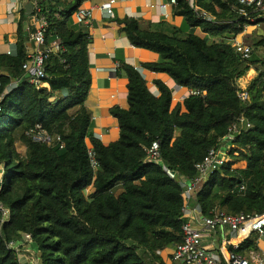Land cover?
<instances>
[{"label":"trees","instance_id":"1","mask_svg":"<svg viewBox=\"0 0 264 264\" xmlns=\"http://www.w3.org/2000/svg\"><path fill=\"white\" fill-rule=\"evenodd\" d=\"M30 1L47 21L46 44L58 40L63 50L46 60L44 87L30 84L23 65L35 28L22 10L17 53L0 54V264H22L26 248L11 243L27 234L39 264L172 262V249L183 241L184 189L147 160V149L160 141L164 164L193 179L195 165L243 120L251 128L240 127L236 135L240 156L216 171L197 199L205 216L217 208L264 213V56L254 52L244 60L229 44L246 26L238 0H197L196 11L212 22L198 19L188 0H176L174 13L185 19L188 33L135 17L115 21L133 47L159 56L144 69L207 95L174 104L164 82H155L160 94L154 96L139 71L120 62L116 72L127 79L128 96L126 107L111 110L120 135L109 144L94 134L87 104L92 38L87 27L71 26L86 0ZM254 46L264 51V37ZM251 69L258 76L244 103L237 81ZM37 126L60 137L64 149L34 140L30 132ZM252 248L249 240L240 252Z\"/></svg>","mask_w":264,"mask_h":264},{"label":"built area","instance_id":"2","mask_svg":"<svg viewBox=\"0 0 264 264\" xmlns=\"http://www.w3.org/2000/svg\"><path fill=\"white\" fill-rule=\"evenodd\" d=\"M188 2L190 7L195 10L198 19L208 22L215 20L212 16L196 11L197 0H188ZM170 3L176 6L177 2L170 0ZM238 3V13L246 20V26L242 33L245 36L249 27L259 28L264 24V0H238ZM32 4L31 25L35 31L31 33L30 40L33 44V51L28 55V60L23 65V71L29 83L36 86L37 89H41L44 87L46 79V60L50 55L63 49L58 40L50 45L46 44L47 21L44 16H40L41 11L37 4L35 2ZM115 4L116 0H109L101 6L106 19L113 20L115 18ZM91 18L92 9L81 8L75 15V19L80 25L86 24ZM229 44L244 60H249L255 52L252 46L239 41L238 37L230 39ZM118 67L119 64L112 71L116 72ZM137 70L144 78L143 69ZM250 72H254L253 69ZM247 78L249 79V76ZM238 85L241 88L238 93L239 99L244 103L248 102L250 100L249 85L243 86L240 83ZM191 95L206 96L207 92L190 90L189 96ZM243 126L247 129L251 128V124L244 120L240 124H234L229 129V135L223 140L221 146L211 149L206 157L195 165L198 175L193 179L180 177L178 172L164 164L160 141H155L147 149V160L160 165L163 171L171 179L178 180L184 189L183 241L173 251L172 264H264V246L260 245V241L264 237V213L230 214L217 208L209 216H205L197 199V194L209 183L212 175L235 157L240 156L236 135L239 133L240 127ZM30 134L38 142L53 143L60 149H64L60 137L49 136L46 132L41 131L40 126H37V130H32ZM89 154L91 158L94 156L93 152ZM243 189L244 187H242ZM3 212L4 218H6L8 211L3 210ZM249 240L254 241L256 248L240 252L241 247ZM31 244H33L31 235L27 234L18 243H11V247L20 251L22 248L27 249ZM31 264H39V261L33 257Z\"/></svg>","mask_w":264,"mask_h":264},{"label":"crops","instance_id":"3","mask_svg":"<svg viewBox=\"0 0 264 264\" xmlns=\"http://www.w3.org/2000/svg\"><path fill=\"white\" fill-rule=\"evenodd\" d=\"M108 1H86L83 8L92 9V18L84 25L78 24L75 18L71 21V26L74 29L87 27L92 38L90 72L93 84L87 104L93 114L91 125L93 132L105 144L115 141L120 135L117 120L111 115V110L115 106L126 107L127 79L112 71L120 62L128 63L137 69H143L144 78L154 96L158 97L160 94L155 85L156 81L164 82L172 90L174 104L183 103L188 98L190 91L180 87L167 75L144 69L143 63L156 62L159 56L133 47L127 38L119 33V27L115 22L118 18L135 17L145 23L150 22L155 25L166 23L167 26L188 33L191 28L183 17L175 15V6L170 3V0H116L113 20L106 19L101 10V6ZM32 8L33 4L30 0H0V54L16 55L20 12L25 10L31 24ZM167 26L162 29H167ZM211 39L218 38L211 37ZM32 51L33 46L29 45V54ZM251 73L249 79L246 77L247 80H250V77L253 78ZM239 83L243 85L241 82ZM262 244L261 240L260 245L263 246ZM25 251L28 252L21 256V262L22 264H31L32 258L27 259L25 256L31 254L32 257H35L36 247L31 244ZM36 259L39 261V258L36 257ZM166 264H172V262L166 260Z\"/></svg>","mask_w":264,"mask_h":264},{"label":"rangeland","instance_id":"4","mask_svg":"<svg viewBox=\"0 0 264 264\" xmlns=\"http://www.w3.org/2000/svg\"><path fill=\"white\" fill-rule=\"evenodd\" d=\"M264 37V24L262 26L258 27H249L248 32L245 34V36H243L242 34L240 36H238L239 41H243L245 44L252 46L255 49V52L258 56H264V51L262 48H257L254 46L256 44V42L260 41L262 38ZM254 72H249L247 76L250 75V73L252 74L253 78H251L248 81H242L239 79L237 81V83L241 82L242 84H244V86H250L251 82L256 79V77L258 76V71H256V69H253ZM245 77V78H246ZM247 79V78H246ZM227 143V142H225ZM17 150L18 152L22 155L25 156L26 155V148L19 142L17 143ZM262 245L264 246V237L262 238ZM28 251H24L23 254H25ZM30 252V251H29ZM39 258V254H36L35 258ZM25 258H33L31 256V254H27L25 256Z\"/></svg>","mask_w":264,"mask_h":264}]
</instances>
